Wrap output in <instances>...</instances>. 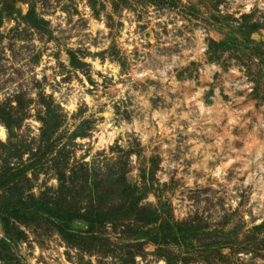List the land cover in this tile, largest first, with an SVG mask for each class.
Instances as JSON below:
<instances>
[{
    "label": "rangeland",
    "instance_id": "obj_1",
    "mask_svg": "<svg viewBox=\"0 0 264 264\" xmlns=\"http://www.w3.org/2000/svg\"><path fill=\"white\" fill-rule=\"evenodd\" d=\"M0 108V199L54 188L53 156L126 190L74 243L0 215V264H264V0H0Z\"/></svg>",
    "mask_w": 264,
    "mask_h": 264
},
{
    "label": "trees",
    "instance_id": "obj_2",
    "mask_svg": "<svg viewBox=\"0 0 264 264\" xmlns=\"http://www.w3.org/2000/svg\"><path fill=\"white\" fill-rule=\"evenodd\" d=\"M23 19L26 20L27 23H31L35 26L46 24V20L33 12L32 8L27 10L23 15ZM44 113L45 118H48V120L52 117L50 107L48 108L47 106ZM48 120L43 121L46 123ZM0 121L5 124L8 132L7 141H0V145L8 146V148L12 147L14 142H12L11 137L17 120L14 119L8 111L0 108ZM48 128H50V126L44 124L41 135L43 137H41L40 142L47 140L49 135L46 129L48 130ZM45 144L46 146L44 147V145H42L43 148L41 149L42 158L48 149V143ZM28 149L30 156H35L38 153L30 150L31 148ZM40 159L41 155L35 161L40 162ZM33 164H35V162H33ZM22 167L23 166H17L16 168H20V175H22L26 181H30L31 178L36 177L37 173L35 171L38 166L31 167L32 175L30 178L27 176V168L30 169V167L24 169ZM45 167L46 178L51 176L55 178L56 186L54 188L45 186L38 194L28 192L25 197H16L15 200H11V198L7 201L0 199V215H3L1 221L4 225H6V216L9 214L14 215V213H16L14 216L18 219H21L23 215L26 214L28 215V219L42 216L51 223H54L56 228L58 227V231L61 233L60 236L68 243H74L73 240H71L73 229H71V227L69 229L68 227L69 219H79L86 226V229L82 230V232H80V230H74L75 232L78 231L82 234L89 235L93 234L94 226H99L100 228V226H103L104 222H106L107 218L111 219L112 222L121 219L120 213H116L117 215L114 217L110 216L112 212L108 207V200L120 198L126 191L123 187L118 188V190L116 188L114 189L112 180L117 174H113V169L109 168L110 170L108 169L107 172L103 171L102 174L96 170L97 167L91 169L80 167L75 171L74 168H66L64 162L57 156H53L52 161L46 163ZM10 170L11 168L8 167V169H5L4 173L0 174V187L3 189L4 193L11 190L12 187V185L8 186ZM109 177L112 179L110 178L109 180ZM135 205L136 202H132L131 209H134ZM75 208L77 212L73 210ZM74 212L76 213L74 214ZM152 213L153 212L149 214L150 216L146 215V217L141 220L142 223H151V219L153 218Z\"/></svg>",
    "mask_w": 264,
    "mask_h": 264
}]
</instances>
